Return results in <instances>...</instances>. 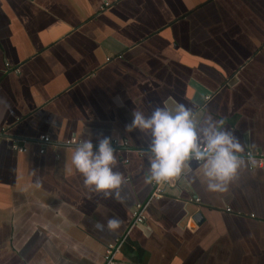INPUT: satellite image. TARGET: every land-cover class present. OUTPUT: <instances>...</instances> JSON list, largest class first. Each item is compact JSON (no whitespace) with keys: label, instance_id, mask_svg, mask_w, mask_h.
Returning <instances> with one entry per match:
<instances>
[{"label":"crops","instance_id":"0c3cea01","mask_svg":"<svg viewBox=\"0 0 264 264\" xmlns=\"http://www.w3.org/2000/svg\"><path fill=\"white\" fill-rule=\"evenodd\" d=\"M176 103L239 142L226 191L208 190L193 161L151 197L138 151L150 137L125 126ZM2 130L0 264H107L122 238L113 264H264V165L245 157L264 151V0H0ZM105 136L123 178L107 198L62 144Z\"/></svg>","mask_w":264,"mask_h":264},{"label":"clouds","instance_id":"9594fccd","mask_svg":"<svg viewBox=\"0 0 264 264\" xmlns=\"http://www.w3.org/2000/svg\"><path fill=\"white\" fill-rule=\"evenodd\" d=\"M125 130L150 137L143 152L148 161L146 183L171 186L190 170L194 161L200 165V178L208 190L224 192L242 165L237 155L240 144L235 136L212 122L211 117L202 119L183 104L172 107L165 104L153 109L150 115L133 111ZM116 162L114 146L107 136L95 145L91 139L80 140L71 157V164L82 176L85 188L103 193L106 198L114 195V190L123 183L121 174L113 170ZM115 224L110 222L109 226L115 227Z\"/></svg>","mask_w":264,"mask_h":264},{"label":"built area","instance_id":"2783aa9c","mask_svg":"<svg viewBox=\"0 0 264 264\" xmlns=\"http://www.w3.org/2000/svg\"><path fill=\"white\" fill-rule=\"evenodd\" d=\"M108 3H105L104 6H107ZM210 96H207L206 98L208 99ZM4 130L0 132V137L4 135ZM80 140H77L76 138H70L68 140H65L62 142L63 145L65 146H75L77 142ZM31 141H27L24 139H19V138H11L9 146L12 150L18 152V153H24L27 151V145ZM35 142L39 144L40 146V152L43 153L45 150V145L52 143L51 138L48 135H41L39 136ZM139 152L143 153V150H138ZM245 157L247 158L248 161L256 160L257 164L260 166L264 165V151L261 152H255L253 153L252 151H246L245 152ZM251 168V164H249ZM162 194V190L159 188V185L156 186L155 190L152 193V198H158ZM195 201H199L197 198ZM133 216H134V221L135 223H143L145 219V214H144V205L142 203H137L135 205V208L133 210ZM124 242V239H117L115 243L108 244L105 250V259L107 264H113L115 263V252L119 249V247L122 245Z\"/></svg>","mask_w":264,"mask_h":264},{"label":"water","instance_id":"95a60500","mask_svg":"<svg viewBox=\"0 0 264 264\" xmlns=\"http://www.w3.org/2000/svg\"><path fill=\"white\" fill-rule=\"evenodd\" d=\"M193 220L195 223L199 224L203 220L201 212H197L196 214H194Z\"/></svg>","mask_w":264,"mask_h":264}]
</instances>
